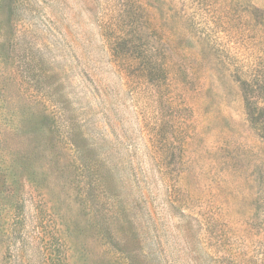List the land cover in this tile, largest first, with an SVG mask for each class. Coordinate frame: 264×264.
<instances>
[{
	"label": "rangeland",
	"instance_id": "obj_1",
	"mask_svg": "<svg viewBox=\"0 0 264 264\" xmlns=\"http://www.w3.org/2000/svg\"><path fill=\"white\" fill-rule=\"evenodd\" d=\"M0 264H264V0H0Z\"/></svg>",
	"mask_w": 264,
	"mask_h": 264
},
{
	"label": "trees",
	"instance_id": "obj_2",
	"mask_svg": "<svg viewBox=\"0 0 264 264\" xmlns=\"http://www.w3.org/2000/svg\"><path fill=\"white\" fill-rule=\"evenodd\" d=\"M259 100V96H251V95H246L245 96V101H246V106L248 109H250V113L252 114L253 117H256V111L260 110L263 112V109H261L260 107V103L258 101ZM256 124L259 126H262L263 122H259L258 118H255ZM19 233L20 229L17 230ZM54 240V239H53ZM43 253L45 255V257L47 258V260L49 262H57V259H60L61 256H59L58 254V250L56 248L55 245H53V243H51L46 250H43ZM58 257V258H57Z\"/></svg>",
	"mask_w": 264,
	"mask_h": 264
}]
</instances>
